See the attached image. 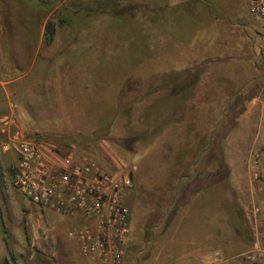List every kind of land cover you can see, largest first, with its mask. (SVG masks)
Returning <instances> with one entry per match:
<instances>
[{"label": "rangeland", "instance_id": "374dc122", "mask_svg": "<svg viewBox=\"0 0 264 264\" xmlns=\"http://www.w3.org/2000/svg\"><path fill=\"white\" fill-rule=\"evenodd\" d=\"M1 1L20 38L50 8L54 30L0 42V115L61 154L130 173L124 264H178L172 238L186 225L206 242L194 264H264L245 255L264 236V42L250 0ZM5 141L0 264H101L80 254L69 219L16 190Z\"/></svg>", "mask_w": 264, "mask_h": 264}, {"label": "built area", "instance_id": "2783aa9c", "mask_svg": "<svg viewBox=\"0 0 264 264\" xmlns=\"http://www.w3.org/2000/svg\"><path fill=\"white\" fill-rule=\"evenodd\" d=\"M249 10L261 19L264 42V0H250ZM4 150L14 148L17 162L13 186L34 204L69 219V235L82 256L101 264H124V248L132 234L131 211L122 199L132 185L130 173H112L87 154H65L44 146L17 127L12 114L0 115ZM247 258L264 255V236Z\"/></svg>", "mask_w": 264, "mask_h": 264}, {"label": "crops", "instance_id": "0c3cea01", "mask_svg": "<svg viewBox=\"0 0 264 264\" xmlns=\"http://www.w3.org/2000/svg\"><path fill=\"white\" fill-rule=\"evenodd\" d=\"M49 2H51L50 0H48ZM178 3V2H176ZM52 8H50L49 12L44 15L42 17L43 22L42 24H40V27L38 28V30L35 31H27L26 33H23L26 35L25 38H20L19 37V33L13 29V17L12 15H9L10 17V24L6 21H4V18H2L3 16V7H2V1L0 0V42L2 41H11V42H19V41H27V42H42L45 39V33H46V26H47V21L46 19L48 18V16L51 13ZM55 9V7H53V10ZM31 24V23H30ZM9 28L4 29V26ZM246 25V24H245ZM31 26V25H30ZM33 26V23H32ZM248 26V25H246ZM5 114V113H4ZM253 206L250 211L252 210V213L256 212V205L255 203H250L249 201V206ZM72 223V222H71ZM194 227H191L190 225H186L184 226V228H182L181 230L179 228H177V233L180 232L181 237H179L178 239H174V237L172 238V244L175 247V250L179 251V255H178V264H194L195 260L198 259V262L200 261V259L202 260V262L206 261V258L204 257V250H205V238L203 237L201 239V241L197 240L195 238V231H194ZM188 246L187 249H189L188 253L187 250L185 249V246ZM62 246H66L65 249H69V244L68 242L65 245ZM61 246V247H62ZM200 250L202 252H200ZM186 251V252H184ZM77 256H73V258H75Z\"/></svg>", "mask_w": 264, "mask_h": 264}, {"label": "trees", "instance_id": "16d2710c", "mask_svg": "<svg viewBox=\"0 0 264 264\" xmlns=\"http://www.w3.org/2000/svg\"><path fill=\"white\" fill-rule=\"evenodd\" d=\"M193 0H189L188 2L189 3H191ZM198 1H200V2H203L202 4H206V5H213L212 3L211 4H207L206 2H208L209 0H198ZM46 3L48 2V1H45ZM109 2H112L111 0H103L102 2H100V6H101V8L103 9V8H105L106 7V5L109 3ZM136 2V1H135ZM139 3H135L134 4V6L136 7V8H139L140 10H143L144 12H152V14H154L153 13V10L151 11V9H153L152 7L150 8V7H148V9H147V3H145V2H141V1H138ZM143 3V4H142ZM169 3V6H170V9H174L177 5H172L170 2H168V0L165 2V6H166V4H168ZM178 4V3H177ZM168 6V7H169ZM167 8V7H166ZM213 10H214V15H216V16H220V15H218L217 13H216V11H215V9L214 8H212ZM180 11V10H179ZM221 17V16H220ZM157 19L155 18V16H152V21L154 22V21H156ZM260 22L262 23V21H261V19H260ZM262 26H263V24H262ZM53 30H54V27H53V24H52V22H50V21H48V23H47V26H46V32H48V33H52L53 32ZM49 42V41H48ZM197 76H198V74L197 75H195V77L194 78H192V79H190V80H192V82H191V84L189 85V87L192 85V83L196 80V78H197ZM194 80V81H193ZM40 142H42L43 144H44V146H46V144L44 143V141L43 140H40V139H38ZM47 147V146H46ZM58 153H60L59 151H58ZM194 157H195V155H193V159H194ZM193 159H191V161L190 162H193Z\"/></svg>", "mask_w": 264, "mask_h": 264}]
</instances>
